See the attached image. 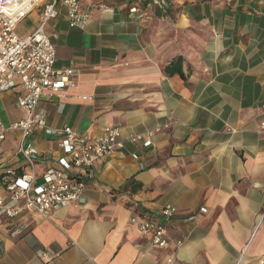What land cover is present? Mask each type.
Returning <instances> with one entry per match:
<instances>
[{"label": "crops", "instance_id": "1", "mask_svg": "<svg viewBox=\"0 0 264 264\" xmlns=\"http://www.w3.org/2000/svg\"><path fill=\"white\" fill-rule=\"evenodd\" d=\"M81 2L85 28L69 27L61 5L45 25L56 66L80 72L62 100L40 103L48 126L158 131L150 146L126 144L87 170L82 204L0 217V264H43V248L52 264H264V0ZM176 58L184 77L165 72ZM18 93L0 92V123L21 117ZM20 137L9 130L0 154L16 173ZM59 137L28 138L38 176L69 161ZM166 204L177 208L167 232L179 247H156L130 221Z\"/></svg>", "mask_w": 264, "mask_h": 264}, {"label": "built area", "instance_id": "2", "mask_svg": "<svg viewBox=\"0 0 264 264\" xmlns=\"http://www.w3.org/2000/svg\"><path fill=\"white\" fill-rule=\"evenodd\" d=\"M59 5L66 9L69 27L85 28L91 9L81 0H0V92L17 88L15 105L22 114L8 125L0 123V154L6 133L17 131L21 135L17 151L23 161L20 173L0 165V187L4 189V194H0V217L13 218L24 210L47 217L59 206L82 204L87 170L121 151L126 144L150 146L158 131L124 134L117 126H105L100 133L91 134L68 126L62 129L48 126L40 103L53 98L62 100L66 89L80 73L73 63L56 66V49L45 31L46 23L57 17ZM37 11L39 18L35 28L27 33L18 31V25ZM79 98L92 100L88 95ZM37 130L60 136L58 146L69 158L65 167H51L40 176L36 174L38 154L28 138ZM68 169L74 171L71 173ZM176 213L175 206L166 204L156 214L136 212L130 221L141 234L148 235L156 247H179L182 240L172 239L167 232V225ZM22 230L23 227H18L11 234H19ZM38 255L43 264H52L55 257L49 248L38 250Z\"/></svg>", "mask_w": 264, "mask_h": 264}, {"label": "trees", "instance_id": "3", "mask_svg": "<svg viewBox=\"0 0 264 264\" xmlns=\"http://www.w3.org/2000/svg\"><path fill=\"white\" fill-rule=\"evenodd\" d=\"M180 62H181V59H180V58H176V60H175L174 62L171 63V65L174 66V68L171 69L170 66H167V67L165 68V72H166L167 74H173V73L177 72L181 77H184L183 72H182L180 69H178V67H177V65H178Z\"/></svg>", "mask_w": 264, "mask_h": 264}, {"label": "rangeland", "instance_id": "4", "mask_svg": "<svg viewBox=\"0 0 264 264\" xmlns=\"http://www.w3.org/2000/svg\"><path fill=\"white\" fill-rule=\"evenodd\" d=\"M31 24H32V20H29V19L24 20L21 24H19L20 26L18 25V31L20 30V27L21 28L29 27Z\"/></svg>", "mask_w": 264, "mask_h": 264}]
</instances>
